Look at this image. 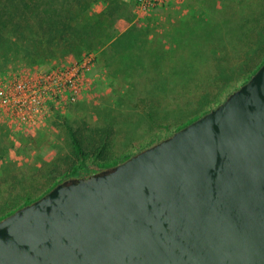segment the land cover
I'll return each mask as SVG.
<instances>
[{
  "label": "water",
  "instance_id": "1",
  "mask_svg": "<svg viewBox=\"0 0 264 264\" xmlns=\"http://www.w3.org/2000/svg\"><path fill=\"white\" fill-rule=\"evenodd\" d=\"M0 264H264V62L169 136L2 216Z\"/></svg>",
  "mask_w": 264,
  "mask_h": 264
},
{
  "label": "rangeland",
  "instance_id": "2",
  "mask_svg": "<svg viewBox=\"0 0 264 264\" xmlns=\"http://www.w3.org/2000/svg\"><path fill=\"white\" fill-rule=\"evenodd\" d=\"M83 16L89 31L78 39L70 33L75 43L51 52L30 43L0 64L3 74L96 55L75 102L52 108L37 125L0 119V215L19 207L24 193L34 199L65 179L75 161L70 129L89 146L106 143L87 168L119 162L216 107L263 56L264 0H170L147 12L134 0H94Z\"/></svg>",
  "mask_w": 264,
  "mask_h": 264
},
{
  "label": "trees",
  "instance_id": "3",
  "mask_svg": "<svg viewBox=\"0 0 264 264\" xmlns=\"http://www.w3.org/2000/svg\"><path fill=\"white\" fill-rule=\"evenodd\" d=\"M93 2L94 0H0V64L8 63L17 58L19 52L26 49L30 43L42 42L49 52L54 51L56 46L66 41L75 43L74 40H68L69 36L72 35L70 33H74L78 39L89 31L87 21L83 22V12L84 10L89 11ZM261 52L263 56L257 65L251 70L248 67L249 76L264 62V46L261 47ZM38 58L41 56L31 58L29 61L38 63L40 61L37 60ZM248 77L246 80L250 78ZM194 118L189 119L181 126ZM69 135L74 149L75 161L65 178L87 175L100 168L113 166L118 162L96 163V168H87L88 160L100 159L103 156L105 141L101 140L99 144L89 146L72 129L69 130ZM129 156L123 157L121 161ZM81 169H88V171L83 173ZM59 181L44 192L51 189ZM11 196L12 193L8 195V197ZM22 198L23 202H20L18 206L32 201V195L29 192L24 193ZM12 210L1 214L0 218Z\"/></svg>",
  "mask_w": 264,
  "mask_h": 264
},
{
  "label": "built area",
  "instance_id": "4",
  "mask_svg": "<svg viewBox=\"0 0 264 264\" xmlns=\"http://www.w3.org/2000/svg\"><path fill=\"white\" fill-rule=\"evenodd\" d=\"M169 1L134 0V6L139 12H147ZM95 63L96 55L89 52L66 66L0 74V119L22 126L37 125L52 108L79 98Z\"/></svg>",
  "mask_w": 264,
  "mask_h": 264
}]
</instances>
